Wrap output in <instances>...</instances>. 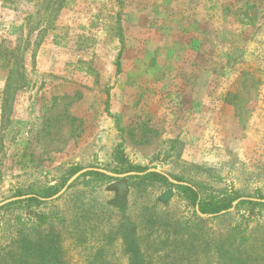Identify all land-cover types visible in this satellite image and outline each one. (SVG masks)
I'll return each instance as SVG.
<instances>
[{"label": "rangeland", "instance_id": "1", "mask_svg": "<svg viewBox=\"0 0 264 264\" xmlns=\"http://www.w3.org/2000/svg\"><path fill=\"white\" fill-rule=\"evenodd\" d=\"M150 2L156 3L158 20L149 30L143 6ZM165 2L0 0V202L54 186L45 198L51 197L80 169L111 171L122 158L190 183L202 197L264 199V0H201L220 7V39L245 41L224 52L228 62L216 57L214 108L206 89L177 87L161 70L158 35L167 10L158 5ZM168 2L169 16L177 17L173 8L179 1ZM246 3L255 23L239 11ZM235 17L245 27L234 24ZM151 51L158 56L153 61ZM193 94L200 99L192 100ZM113 183L82 174L59 197L34 207L50 214L64 264H129L120 229L156 214L168 221L193 218L187 200L169 184L129 183L119 190L122 200ZM239 202L216 217L201 216L206 220L199 231L223 238L232 250L255 246L251 252L258 254L264 203ZM4 207L0 264H15V218L25 221L28 211ZM164 232L141 240L153 264L178 259L173 235ZM199 264H206L205 257Z\"/></svg>", "mask_w": 264, "mask_h": 264}, {"label": "trees", "instance_id": "2", "mask_svg": "<svg viewBox=\"0 0 264 264\" xmlns=\"http://www.w3.org/2000/svg\"><path fill=\"white\" fill-rule=\"evenodd\" d=\"M118 165L119 168H113L111 171L121 173L127 171L145 172L147 170V168L140 165L129 164L124 158L119 161ZM75 170L76 168L73 167L71 172ZM83 175L89 176L93 181L109 180L117 182L115 185L117 188H115L114 192H116L118 198L123 195L119 190L125 187L122 190L125 191L129 183L136 182L144 185H148L153 181L166 183L176 188L192 208L193 218H189L187 221H168V219H165L166 217L160 218L159 214H156L154 217L148 216L146 220L139 219L131 225L120 229L124 248L130 256L129 264H153L151 260L147 259L146 248H142L141 240L149 237L152 234L151 232L155 230L165 231L164 233L169 232L170 235H173V242H175V247L173 248L178 251V259L175 263L171 262L170 264H199L201 257H205L206 264H264V244L260 248V253L252 254L251 250L253 251L252 248L255 246L249 245L243 251L237 250V248L232 250L230 249V243H227L223 238H219L216 235L205 237L199 231L201 229L200 224L206 219L196 213L195 205L198 204L201 213L212 214L216 217L221 211L231 207L235 199H231L230 196L202 197L197 189H193L188 185L172 184L164 176L156 172H145L143 175H132L122 178L110 177L97 171H87ZM56 190L57 188L50 186L38 191V193L35 192L30 197L4 205L5 209L15 206L17 208L24 207L28 211L26 212L27 219L25 221L21 219L20 215L15 218L17 228L11 238L10 251L15 259V264H64L61 259V235L54 229L50 214L34 209L37 205L46 204V201L42 198L51 195ZM119 204L123 205L125 201H121ZM240 204L262 205L259 202L248 200H243L238 205ZM90 223L85 222V224ZM149 223H151L150 226H148ZM189 254H192L193 257ZM197 255L200 257L197 258ZM209 259L211 262H209Z\"/></svg>", "mask_w": 264, "mask_h": 264}, {"label": "crops", "instance_id": "3", "mask_svg": "<svg viewBox=\"0 0 264 264\" xmlns=\"http://www.w3.org/2000/svg\"><path fill=\"white\" fill-rule=\"evenodd\" d=\"M177 1L179 2H177V6H175L176 8H173L177 15L175 18L169 16L170 10H168L167 7H171L169 3L170 1L168 2V0H166L164 5H158L160 11L162 10L160 9L162 6H166L164 10H167L166 13L161 11L162 14L160 16L159 26L161 34L158 35L160 44L163 46V48L160 49V62L162 61L163 63L161 70L165 74L170 75L167 77V80L172 78L175 80L178 85L177 87L180 86L183 89L193 88L194 90L198 88L206 89L208 106L214 108V103H216L215 94L213 92L215 87L214 75L217 73L216 67L220 64V60L216 61V57L223 55L224 63L228 62L227 54L225 55L224 52L231 49L230 46H232L233 43H235L234 48H236L239 43L242 45L245 41L238 38L239 40L237 44L233 37L226 38V35H223L225 37L220 39L222 33L220 31L218 32L217 27L221 28V26L225 24V18L223 20L222 17H220V7L217 9V6H215L214 3H207L205 5L201 3V0H196L193 5L189 6L185 0ZM255 4L258 5V3ZM155 5L156 3L150 2L149 4L145 3L143 6L145 17L144 25L148 27L149 30L158 20L157 14L154 13L157 8H155ZM250 5L251 4L248 3H246V5L243 4V9H239V11L245 10L244 12H247L248 15H250ZM252 19L253 23H255L254 17H252ZM230 20L231 18L228 19L229 24ZM234 20V24L237 22L239 25H244L245 27V24L242 23L238 17H235ZM187 27L190 31L187 30ZM164 28H166V30H164ZM148 40L151 43V40ZM148 49L151 50L149 46H147V50ZM242 50L240 49L239 54ZM147 55L152 61L155 58H158V56L152 53V51ZM217 63L219 64L217 65ZM225 66L227 65L224 64L223 68ZM196 72L200 75L206 74V77L201 76L199 78L191 75ZM210 91L212 94H210ZM195 96L196 94H193L191 99L193 100L196 98ZM196 99L198 101L200 97ZM180 101L182 102V100ZM200 104L203 105V103ZM181 115L182 114H180V116ZM183 118L186 119L184 116ZM188 118L190 121H193V117ZM179 119L181 120V117ZM167 122L169 123V120H167ZM191 129L194 130V123L192 124Z\"/></svg>", "mask_w": 264, "mask_h": 264}, {"label": "water", "instance_id": "4", "mask_svg": "<svg viewBox=\"0 0 264 264\" xmlns=\"http://www.w3.org/2000/svg\"><path fill=\"white\" fill-rule=\"evenodd\" d=\"M87 171H97V172H100V173H103L107 176H110V177H119V178H122V177H127V176H132V175H143L145 172H156V173H159L161 174L162 176H164L169 182L173 183V184H180V185H188V186H191L193 189H195V187H193L190 183H187V182H183V181H178L176 179H174L173 177H171L170 175H168L167 173L159 170V169H155V168H149L147 169L145 172H138V171H129V172H124V173H115V172H112L110 170H107V169H103V168H97V167H87V168H83V169H80L79 171H77L76 173H74L66 182V184L63 186L62 189H60L57 193H55L54 195H52L51 197H48V198H42L43 200H52V199H56L57 197H59L61 194L64 193V191L68 188V186L74 182L79 176H81L83 173L87 172ZM31 195H22V196H16V197H11V198H8V199H5L3 201L0 202V207H2L3 205L7 204V203H10L12 201H16V200H19V199H24L26 197H30ZM243 199H247V200H252V201H257V202H263L264 203V199H258V198H249V197H241V198H238V199H235L232 204H231V207L226 209V210H231L235 207V205L240 201V200H243ZM195 210H196V213L202 217H212L213 215L212 214H203L200 212L199 208H198V204L195 205ZM226 210H223L221 211L220 213H223L225 212Z\"/></svg>", "mask_w": 264, "mask_h": 264}]
</instances>
